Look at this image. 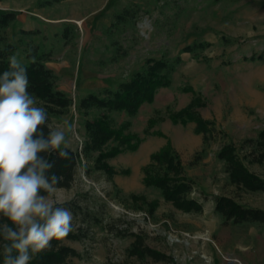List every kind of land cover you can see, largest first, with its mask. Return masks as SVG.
Instances as JSON below:
<instances>
[{
	"label": "rangeland",
	"instance_id": "374dc122",
	"mask_svg": "<svg viewBox=\"0 0 264 264\" xmlns=\"http://www.w3.org/2000/svg\"><path fill=\"white\" fill-rule=\"evenodd\" d=\"M127 6H139L141 11L129 24L114 29L112 37L128 53L118 62L102 64L114 53L105 29ZM1 12L17 15L6 32L8 40L19 45L15 55L22 63L27 59L20 40L28 38L20 30L37 31L31 41L41 51L51 52L46 64L59 77L57 87L73 98L74 105L68 114L52 117L50 126L65 132L64 146L74 151H81L86 140V118L77 110L81 97L117 89L149 58L175 56L194 41L212 42L201 53L207 61L183 53L184 62L171 86L161 88L136 116L112 114L117 125L130 120V131L145 136L136 151L108 160L121 173L109 177L96 169L97 152L87 159L82 155L72 185L46 195L61 204L72 203L74 228L90 231L83 241L63 239V244L81 253L70 264H264V226L225 222L215 210L221 195L264 209V192L230 184L226 166L217 156L228 143L245 156L251 151L245 141L264 128V58L258 57L264 56V0H64L48 7H39L37 0H0ZM66 27L70 39L62 36ZM224 38L231 43L225 44ZM194 98L200 102L196 111L216 127L204 154L203 135L195 123L176 124L170 119L172 112ZM36 106L42 107L38 101ZM98 115L90 112L91 118ZM150 119L157 122L148 128ZM167 145L180 156L184 175L192 182L189 197L203 203L202 212L178 209L160 190L144 185V166ZM250 158L244 160L248 169L264 178V159ZM135 196L158 201L155 212L149 215L140 209L142 200ZM88 212L99 222L87 221ZM132 233L142 235L146 246L172 261L129 255L127 249L135 240Z\"/></svg>",
	"mask_w": 264,
	"mask_h": 264
},
{
	"label": "trees",
	"instance_id": "16d2710c",
	"mask_svg": "<svg viewBox=\"0 0 264 264\" xmlns=\"http://www.w3.org/2000/svg\"><path fill=\"white\" fill-rule=\"evenodd\" d=\"M64 0H37L39 7H48ZM218 0H214L216 3ZM141 8L139 6H127L114 15V21L111 26L105 29L107 36L111 39L114 47V53L102 64L115 63L127 55V50L123 49L117 40L112 36L114 29H120L136 19ZM17 19L14 12L0 13V74L9 68L8 58L19 49V45L11 43L7 38V28ZM71 30L66 27L62 36L70 39ZM23 36L28 39H21L20 46L24 47L27 63L22 65L27 70L29 79L28 91L36 100L46 109L48 114L47 126H42L45 135L51 128V118L60 115H66L71 111L74 105L73 98L65 91L57 87L58 75L47 66L46 62L51 59V52L41 51L40 46L31 41L30 37L37 33L34 30H20ZM225 44L231 43V40L224 38ZM212 46V42L207 40L194 41L183 47L175 56L164 54L160 58H149L145 61L143 67L135 71L129 80L123 81L118 88H104L99 93L90 92L80 98L77 104L78 112L86 119L84 122L86 130V140L81 151H74L64 145L60 150L68 151V157L59 155L60 150H54L51 153H42L52 164V169L47 173L50 177L55 174L62 177L57 188H69L77 174L78 167L82 162V155L88 158L91 153L97 152L95 159V168L104 171L109 177H113L121 171L110 165L109 159L126 152L136 151L145 136H139L132 133L130 127L132 122L125 120L117 125L113 113H125L132 118L137 115L140 108L145 103H151L155 99L157 92L161 88L171 86L173 75L178 67L184 62L182 54L185 52L193 54L196 59L208 60L202 57V52ZM264 58L263 55L258 56ZM247 59V58H246ZM249 59V58H248ZM255 60L256 56H252ZM184 90H191L184 88ZM200 105L199 99L194 98L190 104L170 114L173 123L187 124L195 123L198 133L203 135V154L211 144L216 131L214 122L203 119L196 111ZM98 111L97 117L91 118L90 112ZM157 121L150 119L148 128ZM145 130V135L148 133ZM249 144L251 151L245 156H241L233 143L225 144L217 156L226 166L228 181L244 191H262L264 192V178L250 171L244 160L250 158L254 162H262L264 159V128L258 132L256 138H249L245 141ZM145 186L154 187L160 190L166 201L171 202L175 207L185 212L200 213L203 211V203L197 199L189 197L192 190V182L184 175V166L178 153L167 145L154 152L150 157V162L143 168ZM48 195V193H43ZM134 199H141L140 209H144L149 215H152L158 207V201L148 202L139 196ZM147 206L144 207V206ZM59 206L68 209H74L72 203H64ZM215 210L225 222L235 224L256 223L264 226V209L248 206L240 203L235 197L221 195L216 198ZM88 212L86 220L92 223L93 220L99 222V218ZM6 218H1L0 223H5ZM89 223V222H88ZM90 231L88 228L79 227L64 239L83 241L88 238ZM135 240L131 243L127 252L131 256L151 257L154 260H168L172 258L167 254L152 249L145 245L144 237L140 234L132 233ZM0 244H3L0 238ZM81 257V253L75 248L63 244V240H53L51 247L45 249L33 256L29 264H70L71 258ZM0 264H3V250L0 245Z\"/></svg>",
	"mask_w": 264,
	"mask_h": 264
},
{
	"label": "clouds",
	"instance_id": "9594fccd",
	"mask_svg": "<svg viewBox=\"0 0 264 264\" xmlns=\"http://www.w3.org/2000/svg\"><path fill=\"white\" fill-rule=\"evenodd\" d=\"M0 74V223L3 264H29L32 257L73 230V213L42 194L57 190L62 177L47 173L53 164L42 153L66 145L65 132L47 126L45 108L28 91L26 68L17 55ZM59 155L67 158L68 151Z\"/></svg>",
	"mask_w": 264,
	"mask_h": 264
}]
</instances>
